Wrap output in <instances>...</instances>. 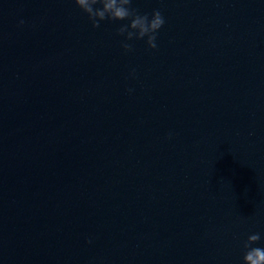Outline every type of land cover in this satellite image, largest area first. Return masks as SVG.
<instances>
[{
    "label": "water",
    "instance_id": "95a60500",
    "mask_svg": "<svg viewBox=\"0 0 264 264\" xmlns=\"http://www.w3.org/2000/svg\"><path fill=\"white\" fill-rule=\"evenodd\" d=\"M131 6L162 13L156 50L74 0H0V264L264 248V0Z\"/></svg>",
    "mask_w": 264,
    "mask_h": 264
},
{
    "label": "clouds",
    "instance_id": "9594fccd",
    "mask_svg": "<svg viewBox=\"0 0 264 264\" xmlns=\"http://www.w3.org/2000/svg\"><path fill=\"white\" fill-rule=\"evenodd\" d=\"M78 8L86 14L94 28H100V22L111 21H130L129 24L122 25L117 34L125 37L122 47L125 52L133 51L131 44L126 41L144 40L147 38V45L150 49H157V33L164 26L165 20L159 10H155L151 19L149 15H140L137 10L132 8V0H74ZM100 5V7H96ZM24 21H20L23 26ZM132 75H135L133 71ZM131 91V90H129ZM170 138V137H169ZM261 240L259 233L249 235L244 247V264H264V248L252 247ZM91 243V240L88 241Z\"/></svg>",
    "mask_w": 264,
    "mask_h": 264
}]
</instances>
